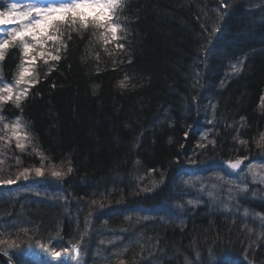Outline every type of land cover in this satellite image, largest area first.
I'll use <instances>...</instances> for the list:
<instances>
[{"label":"trees","instance_id":"1","mask_svg":"<svg viewBox=\"0 0 264 264\" xmlns=\"http://www.w3.org/2000/svg\"><path fill=\"white\" fill-rule=\"evenodd\" d=\"M119 15L118 40L71 33L21 108L3 106L32 135L0 154L3 175L39 167L37 152L73 171L0 186V239L20 245L0 250L16 264H264V183H226L264 171V0H125ZM20 61L10 46L3 78Z\"/></svg>","mask_w":264,"mask_h":264},{"label":"snow or ice","instance_id":"2","mask_svg":"<svg viewBox=\"0 0 264 264\" xmlns=\"http://www.w3.org/2000/svg\"><path fill=\"white\" fill-rule=\"evenodd\" d=\"M222 3L227 7V0H222ZM124 7L125 0H31L26 4L12 2L7 9L0 10V62L4 61L10 46L18 47L21 52V61L14 82L0 81V112L9 102L17 109L21 108L22 103L28 98L30 89L40 82L36 69L37 61L42 60L45 65H48L47 71L50 74L54 70V64L49 62L58 63L61 59V51L67 48L66 36L70 40L71 33H83L92 29L93 34L105 44L118 40L120 38L118 33L126 31L119 15ZM218 15L223 21L229 13L224 11ZM213 33H221L220 27H214ZM211 40L212 37H208L209 43L205 45L209 58L216 51L214 45L209 47ZM117 47L123 49L124 45L117 44ZM0 125H2L0 126V154L5 152L13 140L15 147L20 152H24L32 139L28 131L29 126L19 117L12 122H5L2 114H0ZM240 143L245 144L246 141L241 140ZM208 145L215 147L216 141L209 140L207 144H199L197 147L206 148ZM258 145L264 147V135L261 136ZM37 155L40 157L39 167H24L18 169L15 174L6 176L2 174L3 169H0V186L10 187L21 180L45 177L46 172L57 181H62L73 171L71 167L65 171L60 165L51 163L46 165L45 161L48 158L41 152H37ZM16 163H20L18 157ZM241 164V160H236L230 162L229 167L232 170H238ZM220 179L225 178L220 177ZM260 182L264 183V176L260 178ZM226 183L233 184L234 181L226 180ZM240 191L246 192L247 186L245 185ZM92 203L95 204L96 201ZM247 214L246 211L245 215ZM23 231L27 233L26 229ZM261 237H264V233H261ZM5 244L10 248L20 247L15 241L9 243L0 239V245ZM61 251L67 253L68 249L62 248ZM61 251H56L54 254L59 257ZM224 264H230V261L226 259Z\"/></svg>","mask_w":264,"mask_h":264},{"label":"rangeland","instance_id":"3","mask_svg":"<svg viewBox=\"0 0 264 264\" xmlns=\"http://www.w3.org/2000/svg\"><path fill=\"white\" fill-rule=\"evenodd\" d=\"M12 2H17V3H20V4H26V3L31 2V0H0V10L7 9V7ZM39 61H42V60H38L36 64H38ZM0 81L11 83V82H14V79L12 81H9V80L3 78V76L0 73ZM263 172L264 171H263V169L261 168L260 165L253 164V165L248 166V168L244 169V171H240V172H237V173L232 172V175L229 177V180H232L234 182L235 181H238V179L240 178V176H243V175H245V176H248L249 175L252 179L253 178L254 179H260L262 176H264V173Z\"/></svg>","mask_w":264,"mask_h":264},{"label":"water","instance_id":"4","mask_svg":"<svg viewBox=\"0 0 264 264\" xmlns=\"http://www.w3.org/2000/svg\"><path fill=\"white\" fill-rule=\"evenodd\" d=\"M228 167H229V165H228ZM0 262L2 264H16L13 259H11L6 253H4L2 251H0Z\"/></svg>","mask_w":264,"mask_h":264},{"label":"bare ground","instance_id":"5","mask_svg":"<svg viewBox=\"0 0 264 264\" xmlns=\"http://www.w3.org/2000/svg\"><path fill=\"white\" fill-rule=\"evenodd\" d=\"M1 251V250H0ZM3 252V251H2ZM8 255V254H7ZM11 259H13L10 255H8ZM14 260V259H13ZM15 261V260H14ZM1 263V262H0Z\"/></svg>","mask_w":264,"mask_h":264}]
</instances>
